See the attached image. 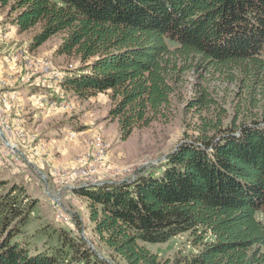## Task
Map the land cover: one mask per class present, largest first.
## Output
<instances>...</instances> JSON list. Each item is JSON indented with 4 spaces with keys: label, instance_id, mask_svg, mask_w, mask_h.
I'll use <instances>...</instances> for the list:
<instances>
[{
    "label": "trees",
    "instance_id": "trees-1",
    "mask_svg": "<svg viewBox=\"0 0 264 264\" xmlns=\"http://www.w3.org/2000/svg\"><path fill=\"white\" fill-rule=\"evenodd\" d=\"M0 2L21 32L39 27L31 49L63 34L56 54L81 63L63 87L81 98L108 93L122 139L167 117L196 77L185 102L194 133L163 164L76 189L108 248L127 264H264V0ZM232 84L240 90L229 101ZM30 196L0 178V264H109L65 229L46 251L18 238ZM185 231L198 250L173 259L140 243Z\"/></svg>",
    "mask_w": 264,
    "mask_h": 264
},
{
    "label": "rangeland",
    "instance_id": "rangeland-1",
    "mask_svg": "<svg viewBox=\"0 0 264 264\" xmlns=\"http://www.w3.org/2000/svg\"><path fill=\"white\" fill-rule=\"evenodd\" d=\"M0 13L5 17L0 14V28L10 29L17 39H23V42L9 49V56L17 57V52L21 50L24 43L23 58L29 68L46 69L49 66L51 72H58V75L54 77L56 93L45 95V100L46 103L52 104H61L62 101L65 106V108L56 106L50 109L63 112H52L50 117L44 120L41 117L40 121L32 124H28L25 117H19V132H13V149L24 152L27 160L19 162L0 160V178L22 184L27 194L31 195L26 200L27 203L33 199L36 200L24 232L18 238L30 242L34 250L46 251L60 243L59 232L54 230L61 228L74 237L77 235L84 237L90 247L105 257L109 264H127L124 258L115 254L96 234L95 223L90 218L88 201L76 189L133 181L141 172L154 170L161 163L163 164L168 155L177 150L188 136L194 133L192 129L197 117L193 115V112L186 111L185 102L193 95L196 77L191 76L182 90V96L174 98L173 111L168 113L167 117L137 128L127 139H122L118 121L108 116L112 104L108 93L81 98L63 87V81L74 76L76 70L81 73L79 72L81 63L78 60L67 59L56 54L63 34H57L41 47L31 49L32 36L39 27L28 32H21L18 26L9 20V9L4 8L1 2ZM0 32L8 35V31ZM7 75L0 76V104L8 106L9 111V107L17 101L18 95L13 91L12 95H8L12 78ZM24 82L38 88L49 89V84L45 82L34 84L32 80ZM223 87H226V84ZM228 87L227 99L234 101L235 93L239 92L240 88L236 84L228 85ZM8 111H5V121L8 122L9 127H16L17 122L11 121ZM27 131L40 133L44 139L46 138V142L54 139L53 137L58 134L60 141L49 143H55L54 152L57 151L60 143L62 149L58 151L59 154L67 153L64 156L68 157L72 164H66V160L61 161L57 152L50 157L44 154L47 144L40 134L39 144L43 148L25 143ZM75 132L76 134L73 135ZM63 150L68 152L63 153ZM31 154L42 159L48 157V160L35 162L37 158H31ZM92 155L99 158L96 182H75L71 185L61 183L56 175L55 167L62 168V172H69V169L78 168L84 161L92 159ZM57 205L61 206L65 217L57 212ZM193 237L192 231H185L164 242L140 240V243L150 251L159 254L163 260H167L173 259L178 253L196 252L198 247L193 244ZM69 264H76V261Z\"/></svg>",
    "mask_w": 264,
    "mask_h": 264
},
{
    "label": "built area",
    "instance_id": "built-area-1",
    "mask_svg": "<svg viewBox=\"0 0 264 264\" xmlns=\"http://www.w3.org/2000/svg\"><path fill=\"white\" fill-rule=\"evenodd\" d=\"M6 38V36L0 33V39L6 42ZM23 48L24 43L21 46V50L17 52V57H10L21 67V70L23 71V81L32 80V84L45 82L49 84L50 90L55 91L54 77L58 75V72H51V67L49 66H47L46 69L29 68L28 63L23 58ZM8 95H12V87H8ZM39 101L42 103L40 107H45L47 109H53L56 106H63L65 108L62 101L61 104L46 103L45 95H43ZM5 111H8V106L0 104V160L8 162L26 161L27 157L24 152H20L19 149H13V132H19L18 120L16 127H9L8 122L5 121ZM75 134L76 132L73 133V135ZM25 143L28 145L41 146V144H39V133L27 131V135H25ZM41 148H43V146H41ZM92 157L93 158L89 161H84L80 167L69 169V172H62V168L55 167L58 179H60L61 183L65 185H71L75 182H96L99 158L95 157V155H92ZM57 212L62 213V216L65 217L60 205H57Z\"/></svg>",
    "mask_w": 264,
    "mask_h": 264
},
{
    "label": "crops",
    "instance_id": "crops-1",
    "mask_svg": "<svg viewBox=\"0 0 264 264\" xmlns=\"http://www.w3.org/2000/svg\"><path fill=\"white\" fill-rule=\"evenodd\" d=\"M1 14V13H0ZM3 16V14H1ZM4 17V16H3ZM5 18V17H4ZM12 21V18L9 17ZM13 22V21H12ZM16 25V24H15ZM10 29L6 28H0V31H8L7 34L9 35H4L6 36V42H4L2 39H0V76H3L4 74H8V76H11V87L12 91L16 92L18 95L17 101L13 103L11 107H9V115L11 117V121L16 123L19 117H25L27 119L28 124H32L36 121H38L41 117L42 120H44L46 117H50L52 115V112H63V111H58V110H50L47 108H41L40 105L42 103L39 101L40 98L43 95H48V94H53L56 93V91H52L50 89H45V88H38L36 86H31L30 83L24 82L23 77H22V70L21 67L13 61L10 56H9V49H11L13 46H17L19 42H23V39H17V37L14 35V33L9 32ZM41 47V46H40ZM45 106V105H44ZM39 117V118H37ZM40 119V120H41ZM39 120V121H40ZM40 134V133H39ZM41 136V134H40ZM52 136V135H51ZM42 139L46 142V138L44 139L43 136H41ZM54 139H51L49 142L52 141H60L59 138L60 136L57 134L53 137ZM49 142H46L47 144V150L45 151L44 154H47V156H52L56 152L59 154L58 151H60L61 145L59 143L58 149L56 152L55 151V143L51 144ZM54 150V151H53ZM29 151V150H27ZM30 152V151H29ZM63 153L68 152V151H62ZM67 154V153H65ZM65 154H59V159L61 161L66 160V164L71 165L72 161L68 159V157L64 156ZM70 154V153H69ZM63 156V157H62ZM31 158H37L34 161L39 162L40 161H47L48 157L42 159V157H36L34 155H30ZM47 159V160H46ZM31 163V162H30Z\"/></svg>",
    "mask_w": 264,
    "mask_h": 264
}]
</instances>
